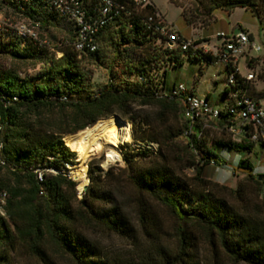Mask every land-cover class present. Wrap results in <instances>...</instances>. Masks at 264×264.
I'll return each mask as SVG.
<instances>
[{
    "label": "trees",
    "instance_id": "trees-1",
    "mask_svg": "<svg viewBox=\"0 0 264 264\" xmlns=\"http://www.w3.org/2000/svg\"><path fill=\"white\" fill-rule=\"evenodd\" d=\"M79 1L88 17H98L101 0ZM114 1L124 9L101 29L99 49L78 53L72 46L76 37L72 22L46 3L30 0L20 7L15 0H0L38 29H64L67 35L49 49L0 27V58L39 62L48 75L45 80L21 79L15 71H0V194L7 196L6 215H0V264H22L17 258L21 248L39 264H59V257L72 264H264V177L254 176L251 163L242 160L239 169L249 173L235 189L211 181L206 170L221 161L215 150L201 146L202 138L214 128L222 134L217 146L250 150L254 144L247 132L232 135L229 127L234 120L223 114L204 121L203 133L195 125L202 133L197 141L194 130L185 139L189 121L182 98L161 96L175 87L166 89L168 67L187 58L206 64L217 58L200 49L171 46L149 30L145 18L158 13L154 5ZM170 1L182 7L179 0ZM193 1L194 15L204 24L215 21L218 10L264 13V0ZM183 15L190 24L185 10ZM106 42L114 49L107 62L103 60L107 55L102 57ZM82 61L105 62L108 82L93 90V70L81 67ZM243 88L256 97L252 84ZM226 96L225 90L224 103ZM144 106L157 107L154 119ZM114 114L132 124L136 143H154L157 150H137L132 160L125 157L126 169L116 174L89 162L90 182L79 199L78 182L65 174L75 156L65 139ZM224 116L227 120L222 124ZM126 184L134 194L124 200ZM149 201L161 205L172 219V248L164 242L168 233L159 231ZM98 231L125 240L136 256L104 251L93 237ZM202 253L210 256V262L201 259Z\"/></svg>",
    "mask_w": 264,
    "mask_h": 264
},
{
    "label": "rangeland",
    "instance_id": "rangeland-1",
    "mask_svg": "<svg viewBox=\"0 0 264 264\" xmlns=\"http://www.w3.org/2000/svg\"><path fill=\"white\" fill-rule=\"evenodd\" d=\"M178 2L182 7L172 3L170 0H152V4L157 9L159 15L171 29L177 30L186 39H194L202 44H208L214 54H217L216 46L221 42V39L217 38L218 32L229 34L233 29L238 32L242 29L254 36V43L261 47V51L256 52L248 49L246 54L241 58L239 68L243 75L252 71L256 74L257 77L251 83L255 90L254 95L257 98L262 97V99H264V13L259 15L244 8H235L230 12L218 10L215 13L217 20L215 19V21H212L210 24H204L203 18H196L194 15V10L197 8V5L193 0H179ZM183 10L186 11V15L191 17L190 24H192V26L184 17ZM6 21L14 26L28 23L23 16L13 11L10 7L0 4V27L2 29H4V23H6ZM34 29L38 33L39 38L49 42L51 47H55L60 40L67 37L64 29L51 28L49 30H40L37 27H34ZM114 41L118 43L117 39H114ZM113 50L114 49L111 43L109 44L106 42L102 52V57L107 55L103 59L105 62L109 61L108 59L111 57H114ZM251 60H256V62L254 61L253 63H250ZM105 62L95 64L89 61H82L80 64L81 67H87L93 70V90L99 89L108 82L110 70ZM160 62L161 61H159V63ZM8 70L15 71L21 79H48L47 71L43 69V66L39 62H20L14 60L10 56L1 57L0 71L3 72ZM227 78L228 73L220 62L217 61L206 64L202 59L187 58L182 64L176 67L167 68L166 89L170 90L173 86L177 87L180 84H183L187 87V89L194 90L198 96L207 97L213 105L224 110L225 103L223 102V93L228 87ZM71 99L76 98L72 97ZM142 109L152 119L156 117L158 111L157 107L144 106ZM112 116H116L120 121L130 124L131 139L122 142L119 148L108 145V148L114 149L119 153V158L114 162H107V153L98 152L90 155L86 159H79L77 154L73 151L75 154L72 158L74 164H69L70 167L68 166V172L72 171L73 168H77L79 165L84 164L88 167L89 162L95 161L96 165H99L104 171L112 169L114 174H116L119 169H126L125 157L132 160L134 152L137 150H147L150 152H155L157 150V145L154 143H136L133 139L132 124L118 115L114 114ZM226 120L227 116H224L221 123L224 124ZM216 124L217 123L215 122H211L209 125L213 126ZM193 130L196 133L197 137L195 139L197 141L200 131L197 126H195ZM221 135L220 129L210 128L205 137L202 138L203 140L201 142V146L210 150H215L221 161V165L211 164L207 168V178L209 180L215 181L220 185L227 186L228 188L235 189L237 184L242 179L247 177L249 173L247 170L239 169V163L242 160H248L251 163L252 173L254 176L264 177L263 144L256 143L251 146L250 150L246 149L243 151H236L231 148L217 146L216 143L221 138ZM65 141L67 142L68 140L65 139ZM68 172L65 174H68V176L73 179ZM188 174L193 175V171H188ZM73 180L77 182V180ZM89 182L90 181L88 179V183L86 185H89ZM82 192L83 189L78 190L79 199L82 197ZM133 194L134 193L130 185H124L121 194L122 198H125L126 200L127 198L130 199ZM149 205L151 207L150 209L152 215L158 220L157 222L161 234L168 233V240L166 239L164 242L166 241L168 248H172L174 245V241L170 236L172 234V219L161 205L152 201H149ZM126 208L133 216L129 203H126ZM93 237L100 243V247L108 253L117 252L122 253L127 257H130L131 255L134 257L136 256V250L134 251V249L121 238L99 231L94 234ZM207 257L205 253L201 254V259L206 263L210 262V256ZM17 258L22 262V264H39L37 261L28 256L25 248H21L19 250ZM57 260L59 264H72L71 261L62 258L60 259V257L57 258Z\"/></svg>",
    "mask_w": 264,
    "mask_h": 264
},
{
    "label": "built area",
    "instance_id": "built-area-1",
    "mask_svg": "<svg viewBox=\"0 0 264 264\" xmlns=\"http://www.w3.org/2000/svg\"><path fill=\"white\" fill-rule=\"evenodd\" d=\"M30 0H15L20 7H25V3ZM46 3L51 11L56 12L60 17L66 18L72 22L76 37L72 43L74 50L82 53L85 50L95 52L99 49L97 36L101 29L110 22L113 17L124 9L120 4L114 0H101L99 15L97 18L88 17L87 11L79 0H38ZM137 6L145 7L153 5L152 0H133ZM145 24L149 30H152L162 37L167 39L171 46L176 45L183 50L200 49L205 54H212L217 58L226 69L228 73L226 88L227 96L225 99V109H219L213 105L207 97H200L187 89L183 84L175 86L171 92L164 93L161 96L166 98L181 97L185 106V115L189 121V128L184 131L183 137L189 139L193 133L195 125L199 124L203 131L207 128L204 121L216 120L221 115L230 116L234 122L229 127V132L236 136H243L245 132L248 134V141L252 144L261 143L264 145V103L261 98L250 96L244 90V85L251 84L257 77L256 74L248 72L243 75L239 68L241 58L246 54L248 49L256 52L261 51V47L256 45L250 39V36L245 31L237 33H217V38L221 42L216 46L217 54L209 48L208 44L195 45L197 41L188 40L183 37L177 30L171 29L159 15L156 13L145 18ZM30 23H23L20 25H11V23H4V29L13 32L20 38H27L32 40L36 46L51 48L49 42L40 39L38 33ZM68 44V42H66ZM62 53H57V57H61ZM252 61V60H251ZM250 61V62H251ZM161 94V93H160ZM17 100V98H13ZM9 103H6V106ZM2 126L0 124V131ZM202 133L199 138L202 137ZM3 165L5 163L1 162ZM214 164V163H212ZM38 178L43 180L42 173H39ZM6 193L0 194V215L5 216L4 206L6 204Z\"/></svg>",
    "mask_w": 264,
    "mask_h": 264
},
{
    "label": "bare ground",
    "instance_id": "bare-ground-1",
    "mask_svg": "<svg viewBox=\"0 0 264 264\" xmlns=\"http://www.w3.org/2000/svg\"><path fill=\"white\" fill-rule=\"evenodd\" d=\"M130 136V124L120 121L116 116H110L100 119L92 127L67 140L71 150L77 154L79 159H86L92 154L102 152L107 153V162H114L119 158V153L108 147L119 148L122 142L131 139ZM87 170L88 167L83 164L69 172L73 179L77 180L78 190L83 189L88 183Z\"/></svg>",
    "mask_w": 264,
    "mask_h": 264
},
{
    "label": "crops",
    "instance_id": "crops-1",
    "mask_svg": "<svg viewBox=\"0 0 264 264\" xmlns=\"http://www.w3.org/2000/svg\"><path fill=\"white\" fill-rule=\"evenodd\" d=\"M215 19L217 20V18H216V14H215ZM240 31H245V30H240ZM238 31H236L235 29H233L229 34H231V33H237ZM246 32V31H245ZM218 33H221V32H218ZM224 33V32H223ZM248 33V32H247ZM227 34V33H226ZM249 34V36H250V39L252 40V41H254V36L252 35V34H250V33H248ZM188 40H193V41H197V40H194V39H188ZM218 45V44H217ZM191 91H193V93H195L194 92V90H191ZM196 94V93H195ZM197 95V94H196ZM258 98H261L262 99V97H258ZM224 102V101H223ZM262 102L264 103V99H262Z\"/></svg>",
    "mask_w": 264,
    "mask_h": 264
},
{
    "label": "water",
    "instance_id": "water-1",
    "mask_svg": "<svg viewBox=\"0 0 264 264\" xmlns=\"http://www.w3.org/2000/svg\"><path fill=\"white\" fill-rule=\"evenodd\" d=\"M87 188H88V185H86V186L83 188V192H86V191H87ZM80 199H82V197H81Z\"/></svg>",
    "mask_w": 264,
    "mask_h": 264
}]
</instances>
